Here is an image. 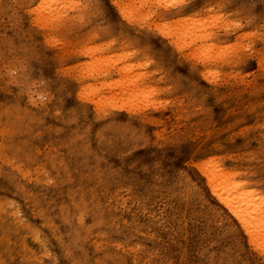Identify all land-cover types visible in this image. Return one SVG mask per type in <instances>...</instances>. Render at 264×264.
<instances>
[{
  "label": "rangeland",
  "instance_id": "rangeland-1",
  "mask_svg": "<svg viewBox=\"0 0 264 264\" xmlns=\"http://www.w3.org/2000/svg\"><path fill=\"white\" fill-rule=\"evenodd\" d=\"M73 1L88 10L64 29L67 18L37 24L28 0H0V264H264L193 185L196 166L216 158L264 187V0ZM176 5L180 15H156ZM122 11L154 26L199 22L193 38L215 45L159 42ZM86 53L112 87L99 75L78 92L90 85L93 102L116 106L78 96L71 68ZM129 63L161 89L145 112L120 108L128 72L115 69Z\"/></svg>",
  "mask_w": 264,
  "mask_h": 264
},
{
  "label": "bare ground",
  "instance_id": "bare-ground-1",
  "mask_svg": "<svg viewBox=\"0 0 264 264\" xmlns=\"http://www.w3.org/2000/svg\"><path fill=\"white\" fill-rule=\"evenodd\" d=\"M181 4L183 3H179V5ZM177 6L178 5H176L174 9H169L170 7L168 6H159V11L158 13H156V15L162 18L170 15H180L183 10L180 7L178 8ZM77 7L78 2L76 3L73 0H28L25 12L32 14L34 21H36L37 24L40 23L42 28H49L53 23L60 22L62 21V19L67 18L69 20L64 21V24L62 25V28L65 29L67 27V24L75 23L78 19L82 18L88 10V7L84 9L81 8L79 10ZM69 8L72 9V12H77V15H75L74 13L73 15H70L71 17H68L69 14L66 10ZM121 16L123 17V19L125 18L127 20L128 26L135 33H140L139 31L143 29L142 26H144L150 31L155 30V32L158 34L157 37L159 38V42H164L163 38H165L168 42L172 40V44L178 48L180 46L182 48L184 46L193 47L196 50L198 48H201L200 51H202L201 53H203L204 51H207L209 49L205 46L211 44V47H213V45H215L214 42L208 41L210 40V38H212L210 33L198 35L195 38L199 39L194 40L195 38H193V35L201 31H196V29L200 26L199 22L190 24V21H185L182 24L177 23L175 27L171 28L166 26V22H163V25L159 26L150 24L147 21L148 18L145 17V14H143V17L141 16L140 18L122 11ZM59 28H61V26H59ZM59 28L58 24L55 27L52 26V29H50L51 33L53 31H58ZM50 35L51 34L49 33L47 36H45L48 39L50 38ZM188 39L191 40L190 43L187 42ZM75 44L79 43L75 41L74 43H72L71 47L75 46ZM77 49H79V55L83 56L84 53L82 52V48L79 46ZM88 53H86V61L80 62L79 65L75 64L71 68L72 70H74V73L78 68L80 69V74L76 76L73 73L71 74L73 76V79L76 81L78 96L82 100H84L85 103L93 107L96 105L95 108L97 111H101V109L109 107L110 104L111 107L116 106V101L118 100V98L113 99L112 102H93L94 98L88 93L92 91V95L97 94L99 92V89H91L90 85L80 87V90L78 92V85H80L85 78H94L97 80L99 75L104 81L101 84L102 86H104L105 88L112 87V83L108 81L111 78L112 71L109 70L106 74L95 71L94 65L96 63H94ZM141 53L143 55H146L142 51ZM206 58L207 59H203V61L207 60L208 62H210L209 59L211 57ZM135 69L136 67L132 65V63H129L126 67L115 69L117 73L121 72V74L124 71L128 72V74L124 78L119 79L116 82V85L118 89H121L122 93L124 92L125 95V102H122L123 104L120 106V108L125 109L128 112L134 110L135 112L139 113L147 111L149 107L159 102L158 97L161 94V89L157 88L155 83L152 82V78H150L152 77V75H148L147 72L135 71ZM184 109L186 108L184 107ZM144 115L145 114H143V116ZM196 169L198 170L200 175L197 179H194L193 185L199 192L198 195H200L201 203L203 202L201 206L206 208L207 212H210V217L213 222L215 224L220 223L221 226L224 227V229L229 232L234 239H244L259 253H263L264 187H260L258 182L244 178V175L239 172L236 167H226L222 163L219 164V162L216 161V158H212L207 162L201 161L200 164L196 166ZM4 207L5 208H3V212L9 214L10 212L8 210H5L10 208V206ZM30 229L28 228L27 230ZM28 237L34 242H37L39 240V234H37L36 232L28 234L27 238ZM40 244L42 246L40 251H42L44 244L42 242ZM56 263L57 262H51L50 264Z\"/></svg>",
  "mask_w": 264,
  "mask_h": 264
}]
</instances>
